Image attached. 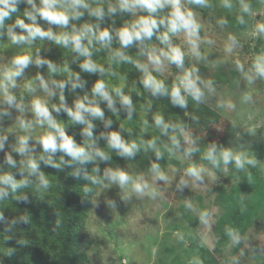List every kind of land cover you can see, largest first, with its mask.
<instances>
[{"label":"rangeland","instance_id":"374dc122","mask_svg":"<svg viewBox=\"0 0 264 264\" xmlns=\"http://www.w3.org/2000/svg\"><path fill=\"white\" fill-rule=\"evenodd\" d=\"M245 2L251 6V14L242 11L240 0H229L231 8L224 6V0H208V7L188 4L184 0L185 7L196 13L202 25L199 49L202 58L193 56L184 33L172 36V43L184 51L185 68H196L205 84L212 82V90L201 85L205 97L200 103L185 94L187 107L181 108L173 105L170 95L153 97L144 89L141 83L143 73L135 65L132 67L134 77L131 79L119 78L115 85L111 84L109 78L105 80L109 90L123 87L124 93L132 98L135 111L131 119L114 92L112 95L118 110L116 114L108 109L106 101L93 96L92 89L98 80H93L90 85L84 81V87L75 91L68 83L64 95L69 107L74 108L77 99L85 96L97 100L105 113V120L98 121L115 122L117 132L125 127L134 141L156 157L154 163L159 164L168 177L167 181L156 180L151 167L146 172L130 166L122 169L134 178L143 175L157 193L153 199L150 195L136 194L131 184L121 188L104 179L106 170L99 168L102 181L91 199L90 210L79 234L85 251L83 264H200V248L210 251L204 264H260L264 259V226L254 225L243 236L234 234L235 239L232 236L218 247L215 233V224L223 213L217 201L218 188L229 192L238 186L242 175L252 166H258L264 181V77H256L253 72L256 58L264 55V34L256 33L257 25L264 23V0ZM92 6L98 5L92 3ZM82 11L83 18L72 21L73 25L82 27L85 23H99L87 11ZM241 16L243 24L240 23ZM131 18L138 17L131 15ZM222 21L226 23L222 24ZM49 28L57 34L71 31V28L61 29L47 24L46 30ZM2 32L0 70L11 66L16 56L30 55L33 58V64L24 76L17 79L19 87L12 90L17 102L23 103L25 110L20 112L16 108H9L3 103L0 94V113H10L9 116H0V137H7L0 157L3 154L6 157L11 155L17 166L21 167V162L27 157L14 151L18 147L19 137L29 135L30 146L35 149L38 139L48 129L37 124L30 132H25L19 125V118L35 120L31 102L36 96L49 100L50 109L52 104H60L59 89L54 88L57 94L55 98H49L39 89L37 77L43 75L50 86L53 79L69 81V73L63 69L67 66L66 54L70 48L41 39L31 45L13 44L7 30ZM230 36H234L237 41L231 52L227 51ZM148 45L168 50L166 44L163 47L156 43ZM38 58L52 61L59 71L52 73L46 64L42 68L37 67L35 60ZM137 60L147 63L146 57L140 56ZM237 61L243 65V71ZM153 75L163 80L170 92L182 72L166 62L165 70L162 73L153 72ZM249 75L254 77L251 83ZM28 83H32L38 91H27ZM248 96L251 98L246 99ZM61 114L53 112L60 123ZM157 115H162L167 124L176 125V130L169 128L168 135H163L155 124ZM172 136L179 139L180 149L173 145ZM153 139L157 141V149L163 153V159H157L156 151L147 147V142ZM253 141L256 142L254 148ZM213 143L218 148L244 152L255 164H246L241 170L236 168L234 162L225 166L221 160L217 168L204 158ZM189 148L196 150L188 155ZM193 164L205 169L203 182L186 175V170ZM231 174L235 177H230ZM182 180L186 181V186L181 184ZM203 213H207L206 223L201 221ZM2 222L0 220V229ZM9 223L12 224V221L4 220L5 225ZM5 256L0 244V264H6Z\"/></svg>","mask_w":264,"mask_h":264},{"label":"clouds","instance_id":"9594fccd","mask_svg":"<svg viewBox=\"0 0 264 264\" xmlns=\"http://www.w3.org/2000/svg\"><path fill=\"white\" fill-rule=\"evenodd\" d=\"M21 2L23 0H0V30L5 28L6 21L12 20L13 15L19 12L18 5ZM102 2L103 0H92V3L98 5L93 7L92 3H89V0H40L39 5L37 4V0H26L29 10L24 12V17L28 21H31V23H25L24 19H17L15 25L8 26L7 34L13 44L24 43L31 45L35 40L41 39L53 41L64 48H70L78 57L83 58V63L80 64L81 71L101 76L109 73L115 76L117 73L112 71L111 68L106 69L94 61L92 58L93 49L99 44L102 48L111 50L113 42L118 40L121 47L120 49L110 51L109 64H134L143 73L141 83L144 89L153 97L159 98L170 95L173 105L181 108L187 107L186 95L191 96L197 103L203 101L205 92L201 85L203 84L204 88L212 90V82L209 81L205 84L201 80L196 68H185L184 51L180 46L172 43V36L184 33L193 56L197 59L202 58L199 50L202 25L197 20L196 13L190 8L185 7L184 0H117L116 4L108 3L107 12L103 6H99ZM187 3L200 7L210 6L208 0H187ZM240 4L244 13L251 14V6L245 0H240ZM224 6L231 8L232 4L229 3V0H224ZM82 10L87 11L99 21H103L106 16H115L118 13H128L138 18L126 23L122 28L115 30V32L108 28L101 30L99 24L85 23L82 27H76L72 24V21H79L83 18L84 11ZM165 10H167V14L157 19V16ZM141 12H145L147 15H139ZM39 20H43L48 25L61 29L71 28V31H62L57 34L51 28L45 30L40 26ZM221 23H226V21H222ZM240 23H244L242 16L240 17ZM16 27L21 28L27 34L18 35L15 32ZM161 27L166 29L160 40L162 43L168 45L167 51L147 44V41H151ZM256 33L264 34V23L257 25ZM2 35L3 32L0 31V36ZM229 40L230 44L227 47V51L231 52L237 41L234 36H230ZM208 43H212V41H208ZM137 46L139 47V55L146 57L147 63L134 60L132 56L126 53V49ZM166 62L175 65L182 72V75L177 78L178 82L173 84L170 92L165 82L153 75V72L162 73L165 70ZM32 64V56L19 55L13 58L11 66L0 70V94L3 96V103L9 108H16L20 112L25 110L23 103L17 102V97L13 94L12 90L19 87L17 79L22 78L25 71ZM35 64L39 68H42L46 64L52 73L59 71L57 65L50 60L38 58L35 60ZM237 64L240 70L243 71V65L239 61H237ZM63 71L69 73V81H57L53 79L51 86L43 75H38L37 77L39 89L46 93L49 98H55L57 93L54 91V88L59 89L60 104H52L50 109L49 100L36 96L31 102V111L35 116V120L29 121L20 117L19 125L25 132H30L37 124L42 128L47 126L48 130L38 139L37 143L42 146L43 152L47 154V159L41 156L40 160L51 167L60 169L61 164L69 163L63 158L60 163H56L53 156L57 153H63L70 157L72 163H96L98 159L107 162L110 160V156L96 146V138L94 136V128L96 126L92 122L93 120H105L104 110L99 106L97 100L89 99L87 96L83 99H77L74 108L69 107L64 95L68 83H71L72 89L75 91L77 88H83L85 82L78 73L71 72L67 66H65ZM253 72L256 77H264V55L256 58L253 64ZM253 79L252 75L248 76L250 83L253 82ZM26 89L30 93L38 91L32 83H28ZM113 92L116 97H119L121 105L128 113V118L131 119L135 106L132 98L124 94L123 87H115L109 90L108 84L101 79L95 83L92 89L93 96L98 97L99 100L106 101L108 109L116 114L118 110L116 108V100L112 95ZM250 98V96L246 97V99ZM53 112L58 115L65 112L74 124L84 126L82 135L86 138V141H92V143H85L83 146L78 145L75 139L67 134L65 127L57 120ZM9 115L8 111L0 113V116ZM111 124V121H106L105 127H110ZM155 124L157 128L161 129L163 135H168L169 128L175 131L177 127L176 125L167 124L162 115L155 117ZM101 137L107 141L108 147L115 150L122 158H135L139 150L135 142L129 144L125 141L120 132L102 133ZM30 139L29 135L19 137L18 147L14 148V151L18 152L22 157H28L26 161L21 162L24 168L29 175L38 176L41 187L48 188L50 186L49 180L40 170V163L36 157L31 155L35 149L30 146ZM6 140L7 137H0V150L5 147ZM171 140L175 148H181L180 141L176 136H172ZM188 143L191 144L192 141L189 140ZM147 147L156 151L157 159H163V153L157 149V141L155 139L148 141ZM195 150L194 148H189L187 154L191 155ZM204 158L217 168L220 167L221 160L225 166L234 162L236 168L241 170L245 168L246 164H255V161L249 159L246 153L235 152L231 148H218V145L215 143L209 146ZM7 163L13 168L17 167L16 161L11 155L7 156ZM94 171L99 173L100 169L97 167ZM204 171V168L193 164L186 170V175L194 178L196 181L203 182ZM151 172L156 180H168L167 175L157 163L152 164ZM21 175H24L23 171ZM78 175L79 173H77ZM85 178L90 177L86 175ZM103 178L113 184H118L121 188H126L131 184L132 190L140 196L150 195L155 199L157 195L143 175L134 178L122 169L113 170L108 168L104 172ZM90 179L94 183L99 182L96 178ZM27 184L28 181L26 179L17 181L11 174L0 175V185H2L0 187V199L8 195L9 188L15 191L18 188L27 186ZM181 184L186 186V181L182 180ZM146 190L148 191L146 192ZM86 191L88 190L86 189ZM206 217L207 213H203L201 221L206 223ZM2 219L3 215L0 214V220ZM229 235H232L234 239L236 238L231 231Z\"/></svg>","mask_w":264,"mask_h":264},{"label":"trees","instance_id":"16d2710c","mask_svg":"<svg viewBox=\"0 0 264 264\" xmlns=\"http://www.w3.org/2000/svg\"><path fill=\"white\" fill-rule=\"evenodd\" d=\"M117 3V0H103L102 6L107 12L108 3ZM39 5V2L37 1ZM19 12L13 15L12 20L6 21L3 30L8 26L15 25L17 19H24L25 23H31L24 17V12L29 10L26 0L19 5ZM167 10L161 12L160 16L166 15ZM141 15H147L143 12ZM137 19V18H136ZM135 19L128 13H118L115 16H106L103 21H99L100 29L108 28L115 32L126 23ZM40 26L46 30L47 23L39 20ZM243 26V25H242ZM166 29L161 27L149 43H156L163 47L160 37ZM15 32L26 35L21 28L16 27ZM120 43L115 40L111 50L120 49ZM110 49H104L97 44L93 49V60L104 66L111 68L117 75L110 73L103 76L90 74L81 71L80 64L83 58L78 57L71 49L66 54V65L73 73H78L82 80L90 85L93 80H111V84H117L119 78L131 79L134 77L132 67L134 64L114 63L109 64ZM126 53L137 60L139 47H132L125 50ZM126 95V93H124ZM62 125L69 136L73 137L78 145L92 143L86 141L82 135L84 126L74 124L67 113L61 114ZM91 119V118H90ZM95 124V143L101 150L110 156L107 162L97 160L96 163H72L71 158L63 153L53 156L56 163L61 159L68 161V164H61L60 169L51 167L40 160L41 156L47 159V154L43 152L42 146L37 144L35 151L31 153L40 163V170L45 174L50 182L48 188L40 186L38 176L29 175L24 165L13 168L7 163V157L3 154L0 157V175L11 174L17 181L27 180L28 184L12 191L8 189V195L0 199V214L3 215L2 228L0 229V244L6 253V264H83L85 251L79 238L80 230L83 229L85 219L91 207V199L100 186L102 176L95 172V168L113 170L123 169L130 166L137 171L146 172L150 169L156 157L149 153L141 144L133 140L130 132L123 127L120 134L129 144L135 142L139 150L135 158H122L119 154L108 147L107 141L101 137L102 133L117 131V124L112 122L110 127H105V122L92 121ZM256 142H252V148ZM28 157L24 160L26 161ZM24 175H21V172ZM77 173L79 175L77 176ZM96 178L99 182L94 183ZM230 177H235L230 175ZM2 187V185H0ZM86 189L88 191H86ZM217 201L223 209L222 215L215 224L217 236V247L227 242L234 234L243 236L254 225L264 226V181L260 176L258 166H252L245 172L238 186L229 192L218 188ZM4 220L12 221V224H4ZM210 251L200 248V264H204L209 257ZM260 264H264L262 259Z\"/></svg>","mask_w":264,"mask_h":264}]
</instances>
